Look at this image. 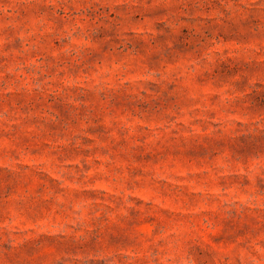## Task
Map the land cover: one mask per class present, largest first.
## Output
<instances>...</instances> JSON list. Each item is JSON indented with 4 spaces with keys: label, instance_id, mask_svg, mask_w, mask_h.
I'll list each match as a JSON object with an SVG mask.
<instances>
[{
    "label": "rangeland",
    "instance_id": "374dc122",
    "mask_svg": "<svg viewBox=\"0 0 264 264\" xmlns=\"http://www.w3.org/2000/svg\"><path fill=\"white\" fill-rule=\"evenodd\" d=\"M0 264H264V0H0Z\"/></svg>",
    "mask_w": 264,
    "mask_h": 264
}]
</instances>
